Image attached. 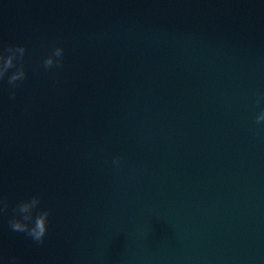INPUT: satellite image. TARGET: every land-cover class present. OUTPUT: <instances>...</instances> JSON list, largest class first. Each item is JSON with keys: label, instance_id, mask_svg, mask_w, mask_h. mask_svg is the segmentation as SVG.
I'll return each instance as SVG.
<instances>
[{"label": "water", "instance_id": "1", "mask_svg": "<svg viewBox=\"0 0 264 264\" xmlns=\"http://www.w3.org/2000/svg\"><path fill=\"white\" fill-rule=\"evenodd\" d=\"M11 43L29 75L0 85V194L50 216L35 244L0 214L5 258L264 264V0H0Z\"/></svg>", "mask_w": 264, "mask_h": 264}, {"label": "clouds", "instance_id": "2", "mask_svg": "<svg viewBox=\"0 0 264 264\" xmlns=\"http://www.w3.org/2000/svg\"><path fill=\"white\" fill-rule=\"evenodd\" d=\"M28 48L24 43L0 44V85L6 86L9 99H14L17 89L29 75L27 64ZM65 47L62 43H53L42 56L39 66L46 72L63 67ZM251 104L258 109L253 120L256 125L264 124V91L259 89L251 94ZM111 163L119 167L121 157L114 155ZM8 212L7 225L13 233L22 234L35 244H42L47 236L50 209L42 204L38 193L21 196L9 208L6 196L0 194V214ZM0 264H19L16 256L5 258L0 252Z\"/></svg>", "mask_w": 264, "mask_h": 264}]
</instances>
